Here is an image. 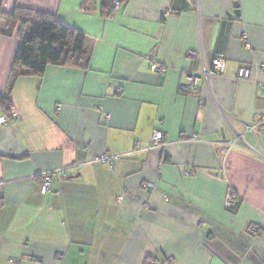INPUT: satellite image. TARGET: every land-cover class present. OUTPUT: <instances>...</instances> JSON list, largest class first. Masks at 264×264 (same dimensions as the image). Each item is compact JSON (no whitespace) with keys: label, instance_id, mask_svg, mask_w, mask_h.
<instances>
[{"label":"crops","instance_id":"0c3cea01","mask_svg":"<svg viewBox=\"0 0 264 264\" xmlns=\"http://www.w3.org/2000/svg\"><path fill=\"white\" fill-rule=\"evenodd\" d=\"M83 1L0 0V94L15 8L82 32L89 56L20 75L0 106V264H264V0Z\"/></svg>","mask_w":264,"mask_h":264},{"label":"trees","instance_id":"16d2710c","mask_svg":"<svg viewBox=\"0 0 264 264\" xmlns=\"http://www.w3.org/2000/svg\"><path fill=\"white\" fill-rule=\"evenodd\" d=\"M119 7L127 0H114ZM88 0H84L83 4ZM108 9V8H107ZM106 9L102 8V14ZM7 24L6 36L17 27L18 46L6 90L0 94V106L9 118L10 92L13 81L20 75L40 78L49 65L87 69L89 56L85 51V35L43 12L15 8L2 16ZM236 202V199H234ZM235 204V203H234Z\"/></svg>","mask_w":264,"mask_h":264},{"label":"built area","instance_id":"2783aa9c","mask_svg":"<svg viewBox=\"0 0 264 264\" xmlns=\"http://www.w3.org/2000/svg\"><path fill=\"white\" fill-rule=\"evenodd\" d=\"M118 8H119V3L117 1H113V4H112L111 8L109 9L108 13L110 15H112L118 10ZM146 59H149V57H146ZM212 65H213L214 72L219 73L222 70V66H223L222 58H216L212 62ZM150 70L154 73H160V72L165 71V68L156 62H152L151 66H150ZM236 76L238 79L248 80L250 78V71L246 68H240L237 71ZM198 79L199 78H198L197 74H189L186 78L187 82H186L185 86L183 87V91L185 93H188V94L192 93L193 89H194V85ZM59 110H60V107L57 108V111H59ZM13 115H14V113L11 112V116H13ZM8 121L9 120L6 116H1L0 117V126L7 124ZM258 128L264 129V123L259 125ZM160 138H161V134L156 133L154 138H153V141L155 143H158ZM113 159H114V157L102 155L100 157L94 158V162L109 165ZM58 173H59V171H54L53 173H44L41 175V180H40V184H39V189H40L41 194L44 195L52 189L53 178H54V176H57ZM234 203H235V201H234V199H232L230 192H229L228 196L226 197V205L232 206V205H234ZM254 231H255V229L251 230V232H254Z\"/></svg>","mask_w":264,"mask_h":264}]
</instances>
